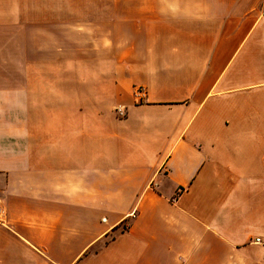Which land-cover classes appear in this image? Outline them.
Returning <instances> with one entry per match:
<instances>
[{"label": "crops", "instance_id": "1", "mask_svg": "<svg viewBox=\"0 0 264 264\" xmlns=\"http://www.w3.org/2000/svg\"><path fill=\"white\" fill-rule=\"evenodd\" d=\"M0 196V264H264V0H0Z\"/></svg>", "mask_w": 264, "mask_h": 264}, {"label": "built area", "instance_id": "2", "mask_svg": "<svg viewBox=\"0 0 264 264\" xmlns=\"http://www.w3.org/2000/svg\"><path fill=\"white\" fill-rule=\"evenodd\" d=\"M134 97L136 98L137 101H144L146 99V94H145V90L143 88H138L135 92H134ZM114 111L116 113V115L120 118H124L126 116V108L124 106H116L114 108ZM2 201V198L0 196V203ZM103 221H106L105 219H103ZM253 243L255 245L258 246H263L264 247V238L261 237H257L254 239Z\"/></svg>", "mask_w": 264, "mask_h": 264}, {"label": "rangeland", "instance_id": "3", "mask_svg": "<svg viewBox=\"0 0 264 264\" xmlns=\"http://www.w3.org/2000/svg\"><path fill=\"white\" fill-rule=\"evenodd\" d=\"M118 106H119V105H118ZM126 113H127V111H126ZM126 115H127V114H126ZM117 117H118V116H117ZM125 117H126V116H125ZM125 117H124V118H125ZM119 118H120V117H119Z\"/></svg>", "mask_w": 264, "mask_h": 264}]
</instances>
